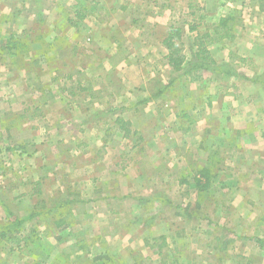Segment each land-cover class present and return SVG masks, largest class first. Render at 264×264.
Returning a JSON list of instances; mask_svg holds the SVG:
<instances>
[{"label": "rangeland", "instance_id": "1", "mask_svg": "<svg viewBox=\"0 0 264 264\" xmlns=\"http://www.w3.org/2000/svg\"><path fill=\"white\" fill-rule=\"evenodd\" d=\"M37 1L0 0V112L14 115L1 120L8 130L0 137V224L9 217L7 210L20 218L34 209L46 208V213L25 221V230L13 238L0 239V264H75L73 257L85 252L84 245L91 251L78 257L82 264H264V12L259 9L264 0H154L157 4L145 8L144 16L140 12V18L159 14L163 36L178 28L182 38L176 42L185 61L195 38L213 34L219 19L228 17L224 37L206 43L217 52L210 56L215 68L207 61V69L197 73L199 81L164 68L166 52L160 47L155 55L141 50L145 38L138 37L143 31L138 21L139 29H127L122 45L132 61L128 74L138 84L145 63L157 62L167 87L162 95H152L128 136L121 121L118 131L87 134L109 139L106 148L96 139L77 150L73 145L83 137L77 132L83 118L79 112L87 106L80 98L86 94L100 100L99 93L87 89L88 72L74 69L90 58L83 51L87 42L73 47L74 30L47 19L68 15L66 1ZM13 7L19 9L17 20ZM36 11L41 22L32 21ZM5 30L23 37L27 47L7 50ZM41 31L43 40L37 39ZM55 36L60 38L45 46ZM70 72L77 83L62 78ZM217 77L225 83L221 88ZM235 82L238 89L230 87ZM162 86L155 80L133 86L134 100L147 90L159 93ZM114 90L119 94L121 88ZM175 105L202 117L204 125L199 122L184 134L179 131L186 122L180 120L172 131ZM225 119L229 126L221 127ZM202 167L208 169L209 183L199 190L194 180ZM95 176L98 180H88ZM28 178L41 179L35 185L41 194L25 185ZM183 178L189 182L180 183ZM92 187L121 194L118 208L97 214L99 200H86ZM51 199L76 201L51 211ZM68 210L73 217L55 226L57 212ZM32 229L36 242L23 244Z\"/></svg>", "mask_w": 264, "mask_h": 264}, {"label": "crops", "instance_id": "2", "mask_svg": "<svg viewBox=\"0 0 264 264\" xmlns=\"http://www.w3.org/2000/svg\"><path fill=\"white\" fill-rule=\"evenodd\" d=\"M67 2V5L69 6V13L65 17L58 15L57 19L53 18V14L47 15V19H50V22L57 23L59 20L63 21L66 28H71L74 30V34L72 36V39L74 38V45L73 47L81 46L82 44L85 46V43L87 42L86 49L83 50L87 55H90V58L86 62H81L80 64H77L74 69L76 70H84L85 72H88V78H87V84L92 91H95L100 94V100L94 99V97L90 95L83 94L80 98L82 102L86 103L87 106L82 108V110L79 112L83 118L79 124V128L77 130L78 133L83 134V137L77 141L76 145H73L74 148H80L83 146H86L90 144L91 142L95 141L96 139H100V141L103 142V137L97 138L96 135H100L99 132L102 131V134L104 133H111L113 128L118 131V128H120L117 124V120L122 121L125 126H128V134L130 132L129 127L132 125H135L134 119L138 117V113L144 112V107L146 104L150 103L153 98L152 95L155 96V94L158 92H151V90H147V93L143 96L135 97L132 93L133 89L131 87L133 86H146L149 81L155 80L156 85L160 82L163 86H165V83L163 82V74L162 69L159 67V63H145L146 67L141 71V77H139L140 83L136 84V81H134L133 78H130L127 69H130V65L132 63L131 57L128 56V53H126V49L122 47L124 45V42L126 41L128 35L126 33L127 29H132L133 27L137 30L140 26H138V21L142 22L143 24V31L138 37L142 36L141 38H145V44L141 47V50H144L143 53L147 55H155V51H159V47L161 48L162 52H166L164 55V59L166 60L165 56L168 54L167 49L163 45V40L167 36L166 34L163 36V34H159V14L156 12H151L153 15L148 17H142L140 18V15L145 12V8H148L150 5L157 4V2H154V0H63ZM37 2L41 3V0H38ZM56 5V3H54ZM38 8V7H37ZM72 9V10H71ZM13 12L12 15L15 16V19L17 20L19 15V9L12 8ZM40 11V10H39ZM39 11L32 12L31 15H33L32 21L41 22L42 15L39 14ZM141 12V14H140ZM81 15V17L79 16ZM46 17H44L45 19ZM139 18V19H136ZM122 20L126 21L127 23L124 25L122 23ZM147 26V27H144ZM70 30V29H69ZM6 32V30H5ZM7 33V32H6ZM1 34V31H0ZM14 33H7V36ZM17 38L21 37L18 34H14ZM6 36V37H7ZM57 37V36H56ZM63 37L68 38L67 34H64ZM182 38V37H181ZM189 38V37H188ZM99 40L97 42V45L95 47H92V44L95 43V40ZM6 40V39H5ZM157 43L159 46L158 48H152L150 46L151 43ZM177 43V42H176ZM192 45V43H191ZM135 49H132L134 52ZM190 59L185 61L181 66V69L177 70V72H182L185 69V66L188 64V62L193 58L194 53L198 51L197 46L190 47ZM207 50L211 57H216L217 52L214 50H210L207 46ZM182 53V50H181ZM183 54H186L184 51ZM184 57V55H183ZM167 61V60H166ZM167 66V67H166ZM164 68H168L169 65L166 64L163 66ZM170 68V67H169ZM171 69V68H170ZM172 70V69H171ZM62 78L60 77V80ZM75 80L77 83V79L74 78V76L71 77V81ZM149 80V81H148ZM172 80V78H171ZM217 80V87H222V78H218ZM187 81L188 78H187ZM78 85L81 83L78 81ZM115 85V86H114ZM237 83L231 84L230 87L237 88ZM162 86V88H163ZM110 87V90H109ZM114 87V88H113ZM118 87V90L121 88V91L119 94L115 93V88ZM145 88V87H143ZM161 88V89H162ZM159 89V96L162 95L165 91L162 90L160 92ZM238 89V88H237ZM241 91V90H240ZM108 97H111V101ZM158 96V95H157ZM76 97H80L79 95H76ZM104 97V99H101ZM117 104V105H114ZM8 105V101L6 102ZM98 106V111L94 112L93 107ZM175 111L173 113V116L175 118L174 124L171 126V130L175 131L177 125L180 124V120L186 122V125H181L180 129L184 134L190 133L193 128L201 122L202 117L192 113L189 109H186L185 112H187L186 118H181L178 114V111L183 109V107H180L177 109L178 106L175 105ZM106 108V109H105ZM36 109V106L34 107ZM61 111H57L58 115L61 114V112L64 111V109H60ZM100 110V111H99ZM105 110V111H104ZM35 111V110H34ZM114 111L116 114H114ZM48 112V111H46ZM34 114V113H33ZM49 114H51L49 112ZM32 115V114H30ZM99 115H101L99 117ZM114 117V120L111 121L110 119H106V117ZM34 116V115H33ZM97 116V117H96ZM3 117L14 118V115L12 113H7L6 116L2 115L0 112V137L3 136V134H6L8 129H5L3 127V124L1 123V120ZM188 118V119H187ZM177 122V123H176ZM202 125H204V121L201 122ZM177 124V125H176ZM222 126H227L228 122L225 119L222 123ZM11 126V127H10ZM14 126V123L9 124V128H12ZM229 126V125H228ZM173 128V129H172ZM240 131H242V125H239L236 127ZM236 129L235 132H238ZM137 130L142 131V129L137 126ZM96 134L95 138L91 139V135L87 134ZM114 131V130H113ZM126 131V130H125ZM101 134V135H102ZM183 134V135H184ZM100 135V136H101ZM138 135H140L138 133ZM8 136V135H6ZM109 139H107V142H103V145H100L103 148H106V145L109 146ZM78 144V145H77ZM138 147L137 145H134ZM175 143L173 142L171 145V149L174 148ZM180 146V143H178V147ZM145 145H142L141 148L144 149ZM2 149L4 146L1 147ZM6 148V147H5ZM176 162H178V158H174ZM88 180L95 181L98 180V178L92 177ZM189 182V181H188ZM93 188V187H92ZM94 193L88 197L86 200L88 202H92L95 199L99 200L98 205L96 206L97 214L98 212H104V213H110L113 211L114 208H118V203L120 201H117L119 196L121 194H115V192L112 193L105 188H98L94 189ZM91 191V192H93ZM96 192L100 193V196L95 195ZM102 200L105 201L102 203ZM90 212V211H88ZM95 213V211H93ZM78 255V254H77ZM79 256L81 257V253H79ZM71 258L73 256H70ZM74 260H76V257H73ZM79 260V258H77ZM75 264H78V262H74Z\"/></svg>", "mask_w": 264, "mask_h": 264}, {"label": "trees", "instance_id": "3", "mask_svg": "<svg viewBox=\"0 0 264 264\" xmlns=\"http://www.w3.org/2000/svg\"><path fill=\"white\" fill-rule=\"evenodd\" d=\"M259 9L260 11L264 12V3H260L259 4ZM81 17V15H79ZM227 19L228 17H221L219 19L218 24L213 28V34L210 33H205L204 35H199L195 38V45L197 46L198 51L196 53H194L193 58L190 60V63L185 67L184 69V74L189 76V80L190 81H196L200 79V75L197 74L199 73V71H202L203 69H207L206 68V62L209 61V63L211 65H213V68H215L216 63L210 59V55L209 52L207 50V45L206 43L209 42L211 43L214 38H218L221 39L222 37H224V35H222V32L224 29H227ZM191 29L193 30L194 27H191ZM45 31H41V33L37 36V39H44L45 35H44ZM179 37H181L180 35V30L178 28H170L169 32L167 34V36L164 38L163 40V45L164 47L167 49L168 54L165 56L166 58V62L169 65V67L172 70H179L181 69V66L184 62V57L181 53V49L178 45V43H176V40L180 39ZM23 37H16L14 34H10L9 37L6 38V40L3 42L4 47L7 48V50H15V49H19V47H27V45L22 41ZM60 37H52V41L50 43H47L45 46L51 45L52 43H54L55 41H57ZM207 38L209 39V41H204L203 39ZM36 45V42L32 43V46ZM58 55H60V51L57 50ZM12 54V53H11ZM13 55V54H12ZM213 73L215 71H213L214 69H210ZM220 73L216 74L217 76ZM73 76V74L67 73V75H64L62 78L67 80V81H71V77ZM218 78V77H217ZM167 86H163V88L160 90V92L164 89H166ZM89 89V91H92V89H90L89 87L87 88ZM84 90V89H83ZM159 95V93L157 92L155 94V96ZM186 108H183L181 110H179L178 114L181 118H186L187 116V112ZM188 119V118H187ZM122 123L120 120H117V124ZM121 129L124 130V136H128V132H127V127L125 126V124H121ZM125 126V127H124ZM126 130V131H125ZM25 145H21V149H24ZM78 148H75V150H77ZM7 150H11L10 147L7 148ZM205 170H208L207 167L204 168L202 167L201 169H199L198 174L201 176L196 177V179L194 180V185L196 187V189H203L208 183H209V177L207 174V171L205 172ZM203 178V179H202ZM31 179L28 178L26 180L25 185L28 184H32L33 185V191L32 193H37V194H41L42 191H39L37 189V186L35 185H39V183L41 182V179H37L36 181H30ZM180 183H185L187 184L188 181H186V179H182L180 181ZM50 202H53L54 204L52 205V209L51 211H53L54 209L56 210H60V208H64L67 207L68 205H71L73 203H75V199H71V200H65V201H56V199H51L49 200ZM51 208V207H50ZM49 208V209H50ZM48 210V209H47ZM8 213V218L5 219V223L0 224V239H11L13 237H11L12 234L16 233V232H20V231H24L25 227H24V223L25 221L29 220V219H33L35 217H40V215H44L46 213V208H42L40 210L35 211V209L29 213L28 215H26L25 217H17L15 214H13L11 211L7 210ZM55 213V211H54ZM59 218H57L54 221L55 226H60L61 223H64L66 218H68L69 216L73 217V210H71V212L68 210V213L66 215L62 214L60 212H57ZM54 215V214H53ZM34 230H29V236L27 235V237L24 239V243L25 245H27V243L34 244L36 242L37 239H33L32 234ZM23 236V235H22ZM24 237V236H23ZM83 248H85V252L82 253L81 255H85V254H89L91 249H90V245H88V247L86 245L83 246ZM104 255H100V257H103ZM79 257V255L76 257V260L74 262H78V264H82L80 260H77V258ZM96 259V258H95ZM99 259V258H98ZM106 263V261H102L101 264Z\"/></svg>", "mask_w": 264, "mask_h": 264}]
</instances>
